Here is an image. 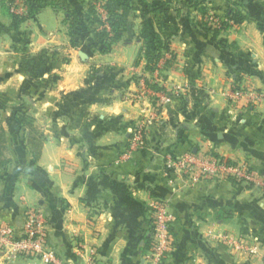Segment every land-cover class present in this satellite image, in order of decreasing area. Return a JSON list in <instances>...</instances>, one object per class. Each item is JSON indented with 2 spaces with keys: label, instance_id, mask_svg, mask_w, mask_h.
<instances>
[{
  "label": "crops",
  "instance_id": "crops-1",
  "mask_svg": "<svg viewBox=\"0 0 264 264\" xmlns=\"http://www.w3.org/2000/svg\"><path fill=\"white\" fill-rule=\"evenodd\" d=\"M133 1L135 9L124 12L122 38L99 55L96 67L102 71L89 75L77 51L69 50L57 79L36 86L44 89V113L50 116L45 140L35 159L10 153L0 170V225L19 232L25 210L38 209L48 247L61 260L83 264L93 250L105 264H144L153 234L151 203L158 199L173 218L164 264H192V258L197 264H262L259 256L239 254L217 235L244 236L264 252V192L222 179L192 182L166 168L165 160L199 149L264 173V99L245 111L230 106L224 94L235 79L264 91V0H246L248 18L221 35L222 45L200 29L199 5L216 0H171L156 15L166 27L157 30L156 22L155 28L168 38L173 55L159 84L170 99L147 125L144 149L126 155L130 127L153 104L149 97L132 98L147 76L142 61L135 65L144 10ZM46 9L55 29L42 20ZM58 12L45 6L33 14L35 35L46 36L32 43L35 50L59 36ZM5 46L0 43V61L9 56ZM20 76L0 67V96L18 89ZM0 264L42 263L0 253Z\"/></svg>",
  "mask_w": 264,
  "mask_h": 264
},
{
  "label": "rangeland",
  "instance_id": "rangeland-1",
  "mask_svg": "<svg viewBox=\"0 0 264 264\" xmlns=\"http://www.w3.org/2000/svg\"><path fill=\"white\" fill-rule=\"evenodd\" d=\"M26 1L29 3L26 5L27 7L22 1L14 0L15 5L13 6L17 7V5L20 4L23 12L22 15L27 13V10L30 6L36 5V0ZM53 1L59 6L57 9L60 16V24H58L57 32L59 36L54 34L53 36H55V38L50 41L47 47L35 50L32 46V43H37L41 41L42 38H46V36H44L42 33H40L41 35H35L37 21L34 19L33 15L21 23L18 27H14L5 10L6 6H8L7 3L4 0H0V13L3 14V16H0V43H4L6 45L5 51L8 52L7 54H9V56H6L3 61H0V67L6 68V70L9 71L11 77H13L15 73L21 75L18 89H14L12 92H9V94L0 96V120L2 121V124L6 130L8 155L10 153L15 155L26 153L31 156V154L36 155L40 153L45 140L46 132L44 125L46 117L49 119L50 116H46L44 113V89H38L36 91L35 88L39 85H42L43 88L45 82L51 84L57 79V67L59 63H66L68 61L70 55L69 50L77 51L78 58L87 65L86 73L89 75H93L98 71H102L99 67H96V64L99 55L104 53L100 54L98 52V47L95 45L93 37L89 32L92 30V28L96 27V25L91 24L88 27H84L83 24H76L74 30L77 32V34L73 35L74 40L76 41L75 46L70 44L69 37L67 36V29L75 20L74 17L78 16V19H80L81 16L86 13L89 6H93V8L99 12L101 18H104L105 15L102 12L103 0ZM170 1L171 0H148L147 8H149L151 11L153 8H155V6H161V4L167 3L170 5ZM227 1L228 0H216V3L213 6H211L209 2L203 20L206 21L211 27L217 26L213 21V18L215 17L217 21L219 20V22H221V20H226L222 10L227 7L228 2L231 0L228 2ZM132 4H134L133 0H123L122 2H119V4L116 6V9L118 11H122L124 17V12L126 14L127 10L135 9ZM60 5L62 6L60 7ZM13 6L11 5L9 7L11 12H13L11 10V7ZM42 7H45V5L42 4ZM164 7L162 8L164 9ZM158 13L160 12L149 13V18L147 19L150 27H153L154 32L159 34L161 38H164L162 36L163 34L157 31L160 30L161 26L166 27L163 21L164 19L156 16ZM43 18L47 23L48 29H53L55 27L53 20L54 17L52 16V11L50 9L45 10V14L42 15V20ZM156 22L158 23L157 26L155 24ZM228 23L231 24V21H228ZM80 30L81 32H79ZM209 35L213 42H220V35L218 39L212 38L211 34ZM72 54H74L73 51ZM152 75L153 74H147V78H149V80H153L151 77ZM164 79L165 75H163L162 71H160L157 75L158 82H156V84L159 85ZM36 99H39V101L42 102L39 104L37 103L36 105ZM260 103L255 106L258 107ZM252 110L253 109L251 108L246 111ZM250 117L252 118L254 115L250 114ZM240 118H242V116ZM124 151H126V146ZM248 164L254 170H256L254 166H252L250 163ZM258 174L264 177V173H261V171L258 172ZM253 187H257L259 190L264 192V189L258 186Z\"/></svg>",
  "mask_w": 264,
  "mask_h": 264
},
{
  "label": "built area",
  "instance_id": "built-area-1",
  "mask_svg": "<svg viewBox=\"0 0 264 264\" xmlns=\"http://www.w3.org/2000/svg\"><path fill=\"white\" fill-rule=\"evenodd\" d=\"M16 14L22 15L20 5L11 7ZM215 25L219 24L216 17L213 18ZM170 53H164V58H170ZM163 69V60L157 63L152 72V83L158 82L157 75ZM140 82V80H139ZM138 92L132 96L133 100L151 98V110L147 116L141 117L130 127L129 137L125 154L129 155L142 150L145 146L146 126L155 119L160 106L169 101L170 95L167 92H156L145 85L141 79ZM175 88L173 93L178 92ZM159 93V94H158ZM225 97L232 107H242L244 110L253 109L255 105L264 99V91L241 85L224 91ZM243 118H237L242 122ZM165 166L168 169L180 171L192 182H199L212 179L229 180L233 179L243 185L258 186L264 189V177L259 175L247 162H238L223 157L216 158L210 151L185 150L177 155H167ZM153 234L149 248L144 253V264H163L167 256L170 244V228L172 216L166 206L160 200H153L151 203ZM47 227L43 214L38 209L27 208L19 232L10 225H0V253L7 258L23 256L38 259L42 264H70L61 260L49 249L47 245ZM220 242L228 245L235 252L254 258L259 256L264 264V252L260 253L259 243L249 240L244 236L231 237L226 234H218ZM256 242V243H255ZM262 250V249H261ZM192 264H197L194 258ZM83 264H105L100 262L94 251L91 250L88 258Z\"/></svg>",
  "mask_w": 264,
  "mask_h": 264
},
{
  "label": "trees",
  "instance_id": "trees-1",
  "mask_svg": "<svg viewBox=\"0 0 264 264\" xmlns=\"http://www.w3.org/2000/svg\"><path fill=\"white\" fill-rule=\"evenodd\" d=\"M8 6H6V13L9 16L11 23L14 27H18L21 23L26 21L31 15L35 14L42 4L45 6L52 7L53 9H58V4L53 0H36V5L30 6L27 10V13L24 15L16 14L15 12H11L9 7L14 4V0H4ZM26 6V0H20ZM123 0H103L102 4V12L105 15L104 18H101L99 12L93 8V6H89L85 14L79 17H74V21L67 29V36L69 37L70 44L75 46L74 34L75 32L74 27L76 24H83L84 27H88L91 24H95L96 27L90 30V35L93 37V41L95 45L98 47L99 53H107L111 50V46L114 42L120 40L122 38V32L124 27V18L123 12L118 11L116 6L119 2ZM147 1L148 0H136L139 6L144 10L143 14H141V22H140V31H139V38L142 41V45L138 51V56L135 62V65L138 66L139 63L143 62V71L149 75L152 74L153 70L156 68L157 63L160 60H163L164 68L167 67V63H169L173 59V55L169 49V42L168 38L164 37L161 38L159 34L154 32L153 27L149 25L148 19L149 13L151 12H161L162 7L167 6L168 4H161V6H155L151 11L147 8ZM229 1V0H228ZM227 1V2H228ZM6 5V4H5ZM121 5V4H120ZM62 5H60L61 7ZM27 7V6H26ZM200 12L204 17L207 10V1L206 3H202L199 5ZM224 17L226 20H221L216 27H211L207 24L206 21L203 20L201 23L200 29L203 32L209 33L212 35V38H219L230 26H239L243 21L248 18V2L246 0H231L228 2V5L225 9L222 10ZM231 21V24L228 23ZM81 32V30L79 31ZM217 41V40H216ZM218 43V41H217ZM218 44L222 45L221 42ZM169 52L171 54L170 58H164V53ZM145 85L148 86L153 91H161L166 92L164 87L157 85L156 83H152L149 81L147 76L143 77ZM239 79H235L232 83L233 88H238L241 86L239 84ZM241 117V116H240ZM127 147V144H126ZM145 147V146H144ZM144 149V148H143ZM142 149V150H143ZM140 150V151H142ZM212 152V151H211ZM39 154V153H38ZM38 154L33 155L31 154L32 158L35 159ZM213 156L216 158L223 157L215 152H212ZM231 160V159H229ZM10 162V157L8 155V147H7V137H6V130L0 120V170L4 169L8 163ZM232 184L241 185V183L236 182L233 179H229ZM158 200V199H157ZM151 214V221H152V213ZM171 231V228H170ZM171 233V232H170ZM171 238L172 235L170 234ZM152 237L149 239L146 250L149 248V244L151 242ZM144 252V253H145ZM99 260V259H98ZM165 262V259H164ZM163 262V264H164Z\"/></svg>",
  "mask_w": 264,
  "mask_h": 264
}]
</instances>
